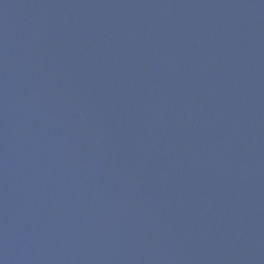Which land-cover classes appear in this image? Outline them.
I'll return each instance as SVG.
<instances>
[{
    "label": "water",
    "instance_id": "water-1",
    "mask_svg": "<svg viewBox=\"0 0 264 264\" xmlns=\"http://www.w3.org/2000/svg\"><path fill=\"white\" fill-rule=\"evenodd\" d=\"M0 264H264V0H0Z\"/></svg>",
    "mask_w": 264,
    "mask_h": 264
}]
</instances>
